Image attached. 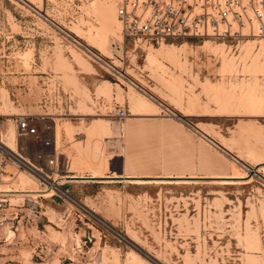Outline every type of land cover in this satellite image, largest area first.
Masks as SVG:
<instances>
[{
    "label": "rangeland",
    "instance_id": "1",
    "mask_svg": "<svg viewBox=\"0 0 264 264\" xmlns=\"http://www.w3.org/2000/svg\"><path fill=\"white\" fill-rule=\"evenodd\" d=\"M116 3L0 0V116L10 114L3 131L17 115L44 116L58 128L43 149L55 153L49 173L199 179L71 182L77 205L38 198L40 233L17 231L12 245H0V264H264L247 241L264 239V38L125 40ZM133 103L145 113L132 115ZM118 108L122 119L113 117ZM18 142L29 161L42 150L33 139ZM6 169L0 189H39L34 175ZM232 176L245 178L212 179ZM29 234L43 243L38 259Z\"/></svg>",
    "mask_w": 264,
    "mask_h": 264
},
{
    "label": "built area",
    "instance_id": "2",
    "mask_svg": "<svg viewBox=\"0 0 264 264\" xmlns=\"http://www.w3.org/2000/svg\"><path fill=\"white\" fill-rule=\"evenodd\" d=\"M116 17L121 25L123 38L154 43L177 40L185 37L227 39L244 37L264 38V0H117ZM247 31L244 33L243 31ZM74 46L92 61L107 65L99 54L76 39L67 35ZM125 110L118 108L113 117L122 119ZM13 124L16 136V150L11 151L4 143L2 131L4 121L0 116V185L6 168L14 165L35 176L39 189L33 195L20 197L19 193L3 192L0 189V245H12L19 230H38L44 217L38 198H56L76 206L61 182L69 180L68 175L49 173L55 164V153L47 154L43 149L55 143V132L47 125L44 116L17 115ZM19 139H33L42 150L36 152L33 161H24L23 147ZM55 152V149H54ZM46 163L48 172L43 169ZM64 180V181H63ZM16 194V195H14ZM9 231L13 237L6 234ZM32 233V232H31ZM42 233V232H41ZM26 243L32 248L34 257L40 258L37 249L43 247L41 240L26 235ZM33 257V258H34Z\"/></svg>",
    "mask_w": 264,
    "mask_h": 264
},
{
    "label": "bare ground",
    "instance_id": "3",
    "mask_svg": "<svg viewBox=\"0 0 264 264\" xmlns=\"http://www.w3.org/2000/svg\"><path fill=\"white\" fill-rule=\"evenodd\" d=\"M35 1V0H34ZM30 3V2H29ZM34 3H36V2H34ZM40 3V2H39ZM31 4H33V2H31ZM38 4V3H37ZM40 5V4H39ZM37 6V5H36ZM37 8V7H36ZM38 10H41L42 11V7L41 6H39L38 8H37ZM115 15V14H114ZM111 16H113V15H111ZM112 21H113V19H112ZM76 38H78V39H80V40H83V38L80 36V35H76L75 36ZM78 39H76V40H78ZM88 45L90 46V47H93V48H95V46H93V45H91V44H89L88 43ZM97 48V47H96ZM103 54V53H102ZM155 59V58H154ZM155 61H157V59H155ZM157 62H159V61H157ZM109 68L111 69V70H113V71H115L117 68H113V67H110L109 66ZM113 68V69H112ZM117 72V71H116ZM131 85V84H130ZM154 102V101H153ZM157 105V104H156ZM141 106V105H140ZM158 107H160V108H164L166 111H168L169 113H171L172 114V116H174V117H176V118H178V115H177V113L175 112V110H170V109H166L165 108V106H163V105H161V104H158L157 105ZM133 112H135V113H133V114H144L145 113V108H143L142 110H140L137 106H136V104L135 103H133ZM148 112V111H147ZM148 114H149V112H148ZM1 116H10V114L9 113H2L1 114ZM5 123V122H4ZM117 125V124H116ZM56 127H57V125H56ZM113 128L117 131V132H115L114 134H116L117 135V133L122 129L121 128V126H113ZM3 130H4V128H3ZM55 140H57V138H58V135H60L59 134V131H58V128H55ZM2 138H3V143L9 148V149H11V151H13V152H17V150H16V136H15V130H14V126H12L8 131H7V133H4V131H2ZM211 144V143H210ZM56 147V146H55ZM224 150V149H223ZM228 153V152H227ZM23 159H24V161H29V160H27V159H25L24 157H22ZM234 160V159H233ZM235 161V160H234ZM236 162V161H235ZM261 163V162H260ZM259 163V164H260ZM259 164H257V165H259ZM8 168V167H7ZM8 173H7V169H6V175H7ZM5 175V176H6ZM5 176H4V179H5ZM93 176L96 178V177H101V175H99L98 173H93ZM69 177V176H68ZM21 178H23V177H20V179ZM245 178V176H235V177H233V178H230V179H222V180H214V181H218V183H221V184H233L234 182H232V181H238V180H241V179H244ZM247 178V177H246ZM72 179H77V180H80V179H78V177H73ZM7 181V180H6ZM66 181V180H65ZM131 181H135V182H133V183H135V184H147V183H156V184H158V183H182V182H178V181H189V180H131ZM161 181H163V182H161ZM170 181H172V182H170ZM173 181H177V182H173ZM213 181V180H212ZM244 181V180H243ZM23 183V182H22ZM237 183V182H236ZM2 184H4V181L2 182ZM1 184V185H2ZM155 184V185H156ZM1 185H0V187H1ZM149 185V184H148ZM1 191H3V192H14V193H19V194H17V195H20V197H23V196H25V195H31V194H34L35 192H37V190H10V189H1ZM258 233V232H257ZM6 234H8L9 236L11 235V232H9V231H6ZM251 235V234H250ZM247 241H248V244L250 245V249H251V251H252V254L255 256V255H260L261 257H262V259H264V239L262 238V236L261 235H259V233L257 234V235H255V236H253V237H247ZM247 248V247H246ZM248 249V248H247ZM249 250V249H248ZM250 251V250H249ZM248 254H250V253H248ZM259 256V257H260ZM260 257V258H261ZM138 259V258H137ZM248 264H260V262L257 260V259H251L250 261H248L247 262Z\"/></svg>",
    "mask_w": 264,
    "mask_h": 264
},
{
    "label": "crops",
    "instance_id": "4",
    "mask_svg": "<svg viewBox=\"0 0 264 264\" xmlns=\"http://www.w3.org/2000/svg\"><path fill=\"white\" fill-rule=\"evenodd\" d=\"M31 65H36V64L33 62ZM132 115H135V114H132ZM136 115H138V114H136ZM139 115H143V114H139ZM195 132H197V131H195ZM198 135L204 141H206L208 144H210V142L207 141V139H204L201 136V133H198ZM216 146H218V145H216ZM215 148L218 150L217 147H215ZM220 148H222V147H220ZM222 149H224V148H222ZM218 151L221 152L220 150H218ZM221 153L225 154L224 152H221ZM73 177H78V179H80V180L72 179ZM233 177H235V176H232V177H219V178H212V179L213 180H222V179H230V178H233ZM67 178H69V180L72 179V180H75V181H64V182H61V184H63L62 185V189L66 190L67 193L71 196V198L75 202H76V200L73 198V196L71 195L72 193L69 190V187H72V185H71L72 183L71 182H79V184H90V182H94V183L95 182H98V183H101V182H118V183L131 182V183H133V182H135V181H131V180H189V181H178V182H182V183H189L191 180L199 179V178H194V177H182V176H177V177H171V176H166V177H141L140 176V177H138V176L123 175L121 173L120 174H117V175H114V176H102L101 175V177H96V178L93 176V174L91 176L77 175V176H72V177H67ZM104 180H111V181H104ZM161 182H163V181H161ZM170 182H172V181H170ZM173 182H177V181H173ZM38 186H39V184H38ZM52 199H56V198H52ZM64 203H67V202H64ZM70 206L71 207H75L74 205H70L68 203L66 204V208H70Z\"/></svg>",
    "mask_w": 264,
    "mask_h": 264
},
{
    "label": "water",
    "instance_id": "5",
    "mask_svg": "<svg viewBox=\"0 0 264 264\" xmlns=\"http://www.w3.org/2000/svg\"><path fill=\"white\" fill-rule=\"evenodd\" d=\"M150 98V97H149ZM152 99V98H151ZM200 135V134H199ZM201 136L204 138V139H207V141H209L213 146L217 147L218 150H220L221 152H224L226 155H229V153H227L225 150H223L222 148H220L219 146H216L213 142H211V140H209L207 137H205L203 134H201ZM231 159H234L235 161L239 162L238 160H236L234 157L230 156ZM257 168L254 167V169H252V171H256Z\"/></svg>",
    "mask_w": 264,
    "mask_h": 264
}]
</instances>
